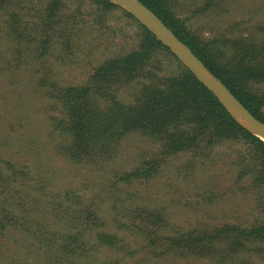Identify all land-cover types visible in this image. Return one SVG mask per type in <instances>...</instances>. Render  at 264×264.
<instances>
[{"label":"rangeland","instance_id":"rangeland-1","mask_svg":"<svg viewBox=\"0 0 264 264\" xmlns=\"http://www.w3.org/2000/svg\"><path fill=\"white\" fill-rule=\"evenodd\" d=\"M165 1L227 62L240 48L264 45V0ZM50 2L17 0L18 9L0 8V264H158L137 249L142 238L155 239L160 223L191 231L264 223L263 170L242 141L215 139L203 154L161 158L155 138L130 131L106 158H69L71 139L55 129L62 118L57 90L89 84L102 63L137 50L145 28L115 5L104 10L93 0H56V20L48 26ZM183 68L159 51L147 70L168 77ZM146 81L119 90L116 101L130 105ZM247 88L264 95V82ZM97 98L100 109L110 105ZM152 164L157 173L149 180L120 179ZM159 236L153 249L159 263L186 254L162 242L166 232ZM113 240L136 258L111 252ZM236 260L226 264H261L255 253ZM197 261L189 264H217Z\"/></svg>","mask_w":264,"mask_h":264},{"label":"trees","instance_id":"trees-1","mask_svg":"<svg viewBox=\"0 0 264 264\" xmlns=\"http://www.w3.org/2000/svg\"><path fill=\"white\" fill-rule=\"evenodd\" d=\"M93 1L104 10L116 8L106 0ZM138 1L202 62L254 118L264 123V95L250 92L247 88L249 83L264 82V45L240 48L236 56L227 62L210 49V44L192 35L183 22L173 15L165 0ZM17 4V0H0V8L12 6L18 9ZM46 8L45 24L49 26L56 20V0H51ZM144 32L137 50L102 63L88 79L89 84L57 90L56 98L62 105V118L56 122L55 129L64 131L71 139L67 149L69 158L74 159L81 154L106 158L114 152L118 139L130 131H139L155 138L161 158L189 151L203 154L215 139L239 140L252 147L264 177V143L241 128L185 68L168 77L148 72L153 55L159 51H169L147 30L144 29ZM139 79L148 82L141 86L133 102L130 105L118 103L116 93ZM95 97L106 100L110 105L100 109L97 101L93 100ZM202 140L205 147H200ZM156 173L157 164H152L141 171L124 174L120 179L131 184L149 180ZM2 227L0 222V230ZM164 232L167 236L160 238L164 240L163 243L186 252L175 255L172 260L174 264H189L200 259H215L217 264L233 263L249 253H255L264 264V223L248 227L223 225L195 231L160 223L156 234H153L155 239L142 238V247L137 249V253L144 251L143 256L161 264V256L156 255L153 249L155 244L161 242L158 240L159 234ZM107 245L100 242L98 246ZM108 248L115 254L122 252L123 256L131 259L137 256L121 240L111 241Z\"/></svg>","mask_w":264,"mask_h":264},{"label":"water","instance_id":"water-1","mask_svg":"<svg viewBox=\"0 0 264 264\" xmlns=\"http://www.w3.org/2000/svg\"><path fill=\"white\" fill-rule=\"evenodd\" d=\"M128 13L140 26L150 32L176 60L203 86L226 113L246 132L264 143V123L254 118L235 96L202 62L138 0H106Z\"/></svg>","mask_w":264,"mask_h":264}]
</instances>
